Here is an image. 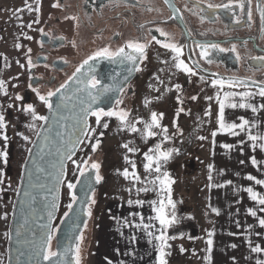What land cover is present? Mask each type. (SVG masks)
<instances>
[{"label": "snow or ice", "instance_id": "1", "mask_svg": "<svg viewBox=\"0 0 264 264\" xmlns=\"http://www.w3.org/2000/svg\"><path fill=\"white\" fill-rule=\"evenodd\" d=\"M248 19L251 21L252 12H251V0H248ZM241 10H244L245 5L240 3L238 5ZM209 8L214 7L209 4ZM215 7H224L230 8L231 5H218ZM257 9L261 11V22L264 23V10L260 9V6L257 5ZM38 23V21H34ZM238 22V21H237ZM31 27V24L28 25ZM163 35V33H161ZM30 38V37H29ZM153 39L156 43L161 44V46L167 50H170L171 53L175 55L172 57V63L168 65L166 70V75L171 74V69L175 68L176 70L182 71L183 73L190 75H197V72L193 67H189L184 60L180 59L182 55V48L175 43H161L159 39L153 36ZM19 47V45H17ZM145 44L140 42L128 41L126 45L118 47L116 50H110L108 47H102L97 50L94 54L90 55L83 61V63L76 68V71L73 73L72 77H69V80H73L77 87L73 90V95L71 97L61 94L57 101L55 102V107L51 100L52 97L57 96L61 92V89H66L67 82L61 84L59 88L54 91H49L47 95H41L37 93L40 101L48 108L50 112H53L54 115H60L67 108V101L74 99L75 103L73 104V109H78L76 113L75 123L72 125V130L65 136L63 132H58L57 136L60 137V147H57L55 150L56 162L51 164L53 173L49 175V179L54 181L53 187L49 189V193L52 195L51 201H47V197L44 199L47 201L46 210L48 220L51 221L53 218V213L56 210V194L59 192V186L64 182L66 176L65 171V161H70L75 167L73 168V182L72 179L67 180L66 187L69 192L70 203L67 205L68 211L64 213V217H69L70 213H73L71 216V222L68 229L65 231V236L63 241L57 239V250H52V242L56 238L55 230L52 229L50 224L41 225V231L33 239L28 241L30 246V259H32L33 264H40V259L47 264H80V247L79 241L82 239L81 234L73 235V233H80V225L83 224L84 227H87V219L81 220V211L83 212L84 217H91L92 210L90 205L96 203L94 199L95 188L94 184L98 185L101 183L103 177L100 175V164L96 161H91V158L78 160L73 159L76 156L77 150L84 151V147H90L92 152L95 153L100 146V139L94 135L97 132L98 128H103L107 130L109 128V121L111 118H115L119 124V130L124 132H129L136 134V137L139 140L147 145L150 139H155L157 142L153 146L147 148V151L142 152V167L145 175H141L137 172V163L132 160L128 155L124 156V161L126 165H130L132 171L129 172V168L125 167L120 174L122 177L130 182V187L126 190L131 193L135 189L137 194L140 193H155L159 197L158 200L145 201L143 199H128L127 204L129 206H140L143 207L145 203L150 206L151 213L148 217V222L145 223V218L142 213L130 212L129 216L132 217L129 220L127 217L124 218V226L138 229L144 232L149 239V244H152L155 250V261L156 264H168L167 257L170 255L171 248L170 241L176 240L178 238H183L184 234L179 232L174 235H170L169 232L172 229L178 228L183 218L179 217L176 213V204L172 199V190L171 185L173 180L169 177L167 171L164 170V166L172 160L175 155L179 154V149L175 147H166V144L169 141H173L177 133L172 132L170 134L168 126L162 124L164 119V112H157L149 108L150 101L145 98L144 107L148 109V116H132L130 110L120 107L123 103L121 99V94L125 92V86L131 74L133 72L141 71L140 63L146 59L145 57ZM200 51V59H205L210 56L209 49H218L220 52L228 51L220 47L218 44H208V45H197ZM235 51V46L231 49ZM261 61H264V57H257ZM98 60H107L113 64H122L125 66V71L127 75L123 77V80H118L116 76H111L109 79L111 83H103L96 75V66L95 63H89L90 61L96 62ZM31 63V61H29ZM211 63V60H208ZM165 63H167L165 61ZM87 66V70H85ZM198 67V66H197ZM161 71H165L161 69ZM119 75V74H117ZM156 79L159 83L164 84V80L157 76ZM201 80L204 79L203 76L200 77ZM213 87L217 85L223 89L225 87V81L223 79H213L211 81ZM243 85L247 87V82L242 80H235L228 84V87H235ZM3 86V82L0 81V87ZM150 87H152L150 85ZM175 89H181L180 84L172 85ZM171 87L168 90H171ZM159 93V89H157ZM250 92H223V97L221 98L220 94L217 93L216 100L218 103V118H217V130H214L211 135L215 138L219 133H226L231 136H239L241 133H244L247 137V141L251 142V148L253 151L259 149L261 152H264V130L261 129V125L255 121H249L244 117H239V123L228 122L226 117V109H251L253 112H256L257 109L248 101L252 97ZM258 95L264 98V87L259 88ZM239 97V100L236 99ZM16 100H21L22 97L17 95ZM157 100L160 99V96L157 95ZM192 100H196V96L191 97ZM206 99L211 100L212 97H206ZM177 101L182 104L183 101L180 99V96H177ZM101 105H104L103 107ZM8 107H13L12 104H9ZM261 108L264 109V105H261ZM18 111H22L25 114L30 115L32 123L28 124L27 127L30 130L35 131L37 128L36 121H47L49 118L43 115H38L36 113L33 105L28 104L26 106H21ZM185 109L180 107L172 121V127L178 129V124L176 118L183 113ZM209 112H206L205 115H209ZM89 117L95 118L96 127H93L89 124ZM105 118H108L107 120ZM64 117L61 115V120ZM55 124L59 127H64L60 120H56ZM5 116L0 114V130L6 128ZM142 126V127H141ZM52 125H49L45 130V133L42 136V143L39 151L36 153V156L40 159H43V154L45 152V145L50 144L51 140L47 133L52 131ZM38 137H41V132H35ZM182 135V132L179 133ZM21 136L23 140L29 141L30 137L24 135L23 133H17ZM104 132H99V137H103ZM0 138L4 139L7 142L8 137L6 134L0 133ZM198 139H205V137L200 136ZM95 140V143H90L89 141ZM246 141L240 140L239 143L243 145ZM7 147V143L5 144ZM127 153L136 155L141 153V148L135 144L134 139H130L127 142L121 145ZM221 147L230 149L233 146L229 144H223ZM29 153L32 152V149L28 150ZM242 151V150H241ZM51 154V153H50ZM0 161L5 165L8 163V152L0 151ZM250 162L253 166H259L258 161L255 156L250 158ZM35 161L33 165L35 166ZM241 164L244 161H240ZM43 170V169H41ZM211 173L212 166H209ZM27 174V187L24 190V195L30 197L32 200H35V196H32L31 189L35 187L32 183V172L26 170V165L21 171V180H24L25 175ZM3 176V173L0 172V177ZM249 181H254L255 185L264 187V180L258 179L251 174H248L245 177ZM211 180V175L209 176ZM3 183V180L0 179V184ZM227 183H231L228 181ZM79 185L80 196H77L74 191ZM140 185V186H137ZM151 185V186H149ZM224 185H217V187H223ZM249 199L257 205V207L249 208L247 210L248 215L253 218H257L258 226L264 228V217H258V213L264 214V194H261L249 186L243 189ZM19 194V189H17ZM79 201L80 204L84 205L82 209H74V205ZM171 209V211H169ZM110 211V210H109ZM214 212H217L216 209H213ZM217 214H219L217 212ZM136 217H139V223H136ZM113 219H115L113 217ZM63 222V218H62ZM239 226V225H237ZM24 227V225H20ZM251 228V226H248ZM17 237L21 235L19 229L16 231ZM211 236L212 233H209ZM257 236H260L261 233H256ZM9 239L11 237L9 236ZM137 242V237L133 236L130 238L129 243ZM250 245V251L252 253H261L264 249L261 248L259 244L251 246V241H248ZM208 251L211 252L213 241L209 239L207 241ZM235 247V245H232ZM181 252H184L185 249L181 246ZM117 252L119 250L117 249ZM131 252H126L125 255H131ZM20 256L25 255L24 252L19 253ZM107 259V258H106ZM235 258L233 257V260ZM107 264H112L111 260L107 261ZM123 264V262H121ZM256 264H264V260L257 259Z\"/></svg>", "mask_w": 264, "mask_h": 264}, {"label": "flooded vegetation", "instance_id": "2", "mask_svg": "<svg viewBox=\"0 0 264 264\" xmlns=\"http://www.w3.org/2000/svg\"><path fill=\"white\" fill-rule=\"evenodd\" d=\"M240 3L245 5L244 10L238 6ZM31 4L33 8L27 10L34 16L30 38L24 39L23 49L19 53V95L22 97L19 103L23 106L34 103L44 105L37 93L46 96L49 91L59 88L88 56L102 47L116 50L128 41L146 46V59L140 63L141 71L131 74L125 92L121 94L123 103L120 107L130 110L132 116H136L140 110L136 96L138 82L143 77L156 79L159 76L164 80V84H161L156 79L161 93L159 100L156 95L154 100L148 99L151 110L166 97L173 104L178 103L177 96L183 98L182 89L186 87L191 91L195 83L211 82L201 80L202 75L196 69L195 76L175 68L171 69L170 75H166L175 54L156 43L153 36L161 43L180 46V59L189 67L192 66L186 53L187 41L194 59L209 73L264 82V61L256 59L264 57V23L261 22V11L257 9L259 5L264 10V0H251V21L248 19V0H31ZM209 4L214 7L209 8ZM226 4L231 7H215ZM28 5L24 4V8ZM198 44H218L228 51L209 49L210 56L202 60ZM233 46L235 51L231 50ZM156 54H160L161 62L154 68ZM89 63H95L96 75L103 83H111V76L123 80L127 75L122 64L107 60ZM177 83L182 86L181 89L171 87ZM141 109L148 113L144 104ZM181 118L178 117L176 122ZM109 125L107 130L98 128L94 133L100 141L103 137H99V132L103 131L105 135L113 125H118V121L111 118ZM91 126L96 127L94 117L91 118ZM91 143H95V140H91ZM98 156L101 153L95 157Z\"/></svg>", "mask_w": 264, "mask_h": 264}, {"label": "crops", "instance_id": "3", "mask_svg": "<svg viewBox=\"0 0 264 264\" xmlns=\"http://www.w3.org/2000/svg\"><path fill=\"white\" fill-rule=\"evenodd\" d=\"M24 1L25 4L29 3V5L25 8L24 4L21 5V10L27 13L32 23L34 16L31 12L28 13L27 10L33 8V5L31 0ZM22 38H29V33L24 34ZM7 45L12 46V51L19 52L17 40L8 42L5 46ZM206 84H211V82H206ZM213 89L214 95L208 101L206 109V112L210 113L207 115L206 123L196 118V113H192L188 119L189 123L181 118L177 123L178 129L169 131L170 134L172 132L177 133L174 139L177 141L176 147L182 150V153L185 151L184 142L188 144L191 142L192 146L197 147L194 154L197 158L199 170L198 179L193 184L194 191L197 194L195 197L196 204L198 203L199 207H197L198 210L196 209L186 217H182L181 212H178V216L183 218L182 223L178 228L170 230L171 233L169 232V234L174 235L182 232L184 236L169 242L171 248L168 250L170 251V255L167 257L168 264L173 249H177L182 242L195 238L198 240L204 239L205 264H256L257 259L264 260V251L259 254L250 251L248 241H251V246L259 244L264 249V228L258 226L257 218L248 215L247 210L257 207V205L249 199L247 193L243 190L251 186L255 191L264 194V187L255 185L254 181L245 178L248 174H251L264 180V152L259 149L253 151L251 142L247 141L244 133L239 136H231L218 132L215 138L211 135L218 128L217 93L220 94L221 98L225 91L252 93L253 95L248 102L256 107V112L251 109L228 108L226 109V117L228 122L234 121L236 123L240 122L239 117H244L249 121L260 124L262 130H264V109L261 108V105H264V98L258 95L259 90L255 88H230L225 85L221 89L217 85ZM236 99L239 100V97H236ZM147 115L145 109L139 110L136 114V116L144 117H147ZM180 132H182V135L179 134ZM183 135H185V140H183ZM200 136L205 137V139H198ZM240 140L246 142L241 145ZM168 143L166 147H168ZM223 144H229L233 147L226 149L221 147ZM144 146L146 145L140 141V147ZM253 156L258 161V167L253 166L250 162V158ZM139 157L143 159L142 155H139ZM179 158L183 159L182 156ZM240 161H244V163L241 164ZM210 165L212 166L211 173L209 170ZM210 175L211 180L209 179ZM228 181H231V183H227ZM217 185L224 186L217 187ZM136 199L150 201L159 198L148 195V198H133V200ZM127 201L126 198L107 197L96 204V210L93 211L89 223L90 231L86 242L85 264H107L108 260H111L112 264H121V262L123 264H156L155 250L152 244L148 242L150 237L138 229L124 226L125 217L129 220L132 219L129 216L130 212L142 213L145 223L148 222V217L154 214L151 213L150 206L147 203L143 207L129 206ZM173 201L176 204L175 210H177L179 200L176 198ZM213 209H216L219 214L214 212ZM258 217H264V214L258 213ZM135 222L139 223V217H136ZM184 225L187 226L184 227ZM249 225L251 228L248 227ZM204 226H207V230L202 229ZM178 229L180 230L176 232ZM209 233H212V235L210 236ZM256 233H261V235L257 236ZM133 236L137 237V242L130 244L129 240ZM209 239L213 241L211 252L208 251L207 241ZM232 245H235V247H232ZM117 249L119 252H117ZM126 252L132 254L125 255Z\"/></svg>", "mask_w": 264, "mask_h": 264}, {"label": "rangeland", "instance_id": "4", "mask_svg": "<svg viewBox=\"0 0 264 264\" xmlns=\"http://www.w3.org/2000/svg\"><path fill=\"white\" fill-rule=\"evenodd\" d=\"M24 2V0H0V81L3 82V86L0 87V114L5 116L7 125L5 129L0 130V133L6 134L8 137L7 142L0 138V151L8 152V163L5 165L0 161V172L3 173V176L0 177V179L3 180V183L0 184V264H7V243L11 212L20 180L21 166L23 165L31 143L37 137L35 132L39 130L43 123V121H36L37 128L35 131L30 130L27 125L33 121L31 120L30 115L18 111L23 105L19 103V100L15 99V97L19 95V90L21 89V85H19L21 67L18 55L21 49H23L24 39L22 36L30 33L33 25L30 22L27 13H24L21 10V5L25 4ZM29 24H31V27L28 26ZM14 40H17L19 52L16 50L12 51L11 45L5 46L8 42L10 43ZM159 57H161L160 54H156V59L153 61L154 68H156L161 62ZM138 85L136 101L137 106H139L140 111H142L141 108L143 107L145 98L152 100L153 97L155 98L157 95H160L161 88L157 85L156 79L153 78L145 79V77H143L138 82ZM150 85L152 87H150ZM192 87L193 86H191V88ZM213 88L212 84L203 83L199 85L198 88L193 87L190 91V94L192 95L189 94L190 96L188 95V98H180L183 101L182 104L179 102L173 104L172 101L166 97L164 98L165 100L161 101L158 105H154L155 107L152 110L157 111L158 113H165L162 124L168 126L169 131L175 130L172 127V121L175 117L176 111L180 107H183L185 111L181 113L179 117H183L187 123H189L188 119L192 113H196V118L200 121L203 120L206 123L207 115H205L204 112L207 111L206 109L209 101L206 97L214 95ZM157 89H159V93L157 92ZM192 96H196L197 99L192 100ZM9 104H12L13 107H8ZM32 105L38 115H46L47 110L44 105H37L35 103ZM17 133H23L24 135L29 136L30 140H23L21 136L17 135ZM183 137V140H185V135H183ZM130 139H134L135 144L140 147V140L136 137V134L120 131L119 124L117 126L113 125L108 133L103 136L100 146L95 153H93L89 147H84V151H78L76 157L73 158L79 162L82 159H88L90 157L91 161H97L101 166L100 175L103 177V183L93 194L96 203L90 205L92 214L93 211L96 210V204L103 198L113 197L118 199H133L136 197L148 198V195L158 197L157 194L152 192L147 194H137L135 189H133L131 193L126 190L130 187V182L125 180L120 172H122L125 167L129 168V172H131L132 169L130 165H126L124 156L128 155L137 163V172L143 177L145 173L142 167V159H140L139 155H142V152L147 151V148L149 147V144L140 147L142 151L136 155L127 153L121 145ZM176 142V139L170 141L168 147L177 148ZM6 143L7 147H5ZM90 143L91 141H89V144ZM183 145L185 151L182 153V150H179V154L175 155L172 160L164 166V170L168 172L169 177L173 180L171 185L172 199L176 200V198H178L179 200V208L175 211L177 214L178 212H181V215H183L182 217H186L199 207V204H196L195 197L197 194L194 191L193 184L198 179L199 165L194 154V151H197V147L192 146L191 142L190 144L184 142ZM97 153H101V156L95 157ZM180 156H182L183 159L179 158ZM74 167L75 166L69 161L67 165V177L62 188L61 206L58 218L68 210L67 205L70 203V197L66 183L69 179H72L73 182H75L72 171ZM186 226L187 225H184V227ZM202 229L207 230V226H204ZM89 231L88 227L82 233L79 253L80 264H85V255L87 252L86 242ZM181 246L185 249L184 252L180 251ZM169 264H205L204 239L198 240L195 238L179 244L177 249H173Z\"/></svg>", "mask_w": 264, "mask_h": 264}, {"label": "water", "instance_id": "5", "mask_svg": "<svg viewBox=\"0 0 264 264\" xmlns=\"http://www.w3.org/2000/svg\"><path fill=\"white\" fill-rule=\"evenodd\" d=\"M185 35L187 39H189V35L186 31ZM186 53L188 60L191 66L199 71V73L204 77V80L213 79H223L225 81V85L230 84L232 81L235 80H242L247 82V87L258 89L260 87H264V82L258 81L252 78H245V77H228L223 75H218L214 73H209L205 70L192 56V52L190 50L189 43L187 41ZM198 66V67H197ZM87 70V68L85 69ZM67 87L66 89H61V92L57 94V96L52 97L51 100L55 107V102L59 98L61 94H65L69 97L73 95V90L77 87L73 80H67ZM206 82V81H205ZM204 82V83H205ZM208 82V81H207ZM65 84V83H64ZM245 87L243 85H239ZM75 103L74 99H70L67 101V108L60 114L54 115L53 112L47 110L46 117L49 119L47 121H43L42 126L39 128L38 132H41V137H36L35 140L31 143L29 149H32V152H27V155L24 159L23 165L21 166V171L26 165V170L32 172V183L35 185L34 188L31 189L32 196H35V200H32L30 197H26L24 195V190L27 187V174L25 175L24 180H20L18 184L19 194L16 193V197L14 199L13 209L11 212V220H10V228L8 233V243H7V264H33L32 259H30V246L28 241L33 240L41 231V225L50 224L52 229L55 230L56 238L52 242V250H57V239L63 241L65 236V231L68 229L69 224L71 222V216L73 213H70L69 217H64V214L58 218V214L60 211L61 206V197H62V188L63 183L59 186V192L56 194V210L53 213V218L51 221L48 220L47 217V210H46V203L47 201H51L52 195L49 193V189L53 187L54 181L49 179V175L54 172L51 167L52 163L56 162V157L54 155L55 150L57 147H60V137L57 136L58 132H63L65 136L72 130V125L75 123L76 120V113L78 109H73V104ZM61 115L64 119L61 120ZM91 118L89 117V124L91 125ZM56 120H60V122L64 125V127H59L55 124ZM49 125H52V131L47 133L51 143L45 145V152L43 154V159H40L36 156V153L39 151L41 143H42V136L45 133V130ZM149 145L152 142H148ZM28 149V150H29ZM79 150H77L76 155ZM51 153V154H50ZM74 156L73 158H75ZM33 161H35V166L33 165ZM69 161H65V171L66 176L64 181L67 177V165ZM43 169V170H41ZM103 181L100 184L95 185V191L100 188ZM77 196H80L79 192V185L77 189L74 190ZM47 197V201L44 199ZM84 205L80 204L79 201L74 205V209H82ZM68 211V210H67ZM81 220L87 219V227H84L83 224L80 225V229L82 232L80 233H73V235L81 234L84 232L86 228L89 227V223L91 217H84L83 212L81 211ZM63 218V222H62ZM20 225H24V227H20ZM19 229L21 235L17 237L16 231ZM9 236L11 239H9ZM81 241V240H80ZM79 241V247H80ZM24 252L25 255L20 256V252ZM40 264H47L44 262L42 258L40 259Z\"/></svg>", "mask_w": 264, "mask_h": 264}, {"label": "trees", "instance_id": "6", "mask_svg": "<svg viewBox=\"0 0 264 264\" xmlns=\"http://www.w3.org/2000/svg\"><path fill=\"white\" fill-rule=\"evenodd\" d=\"M196 88H198L199 87V83H195V85H194ZM227 86V85H226ZM235 87H242V86H235ZM184 90V93H183V98H188L190 95H192V94H190V89L188 88V87H186L185 89H182V91ZM182 91H180V92H182ZM190 94V95H189ZM189 95V96H188ZM180 229H178L176 232H178ZM173 231H175V230H173ZM171 233V232H170Z\"/></svg>", "mask_w": 264, "mask_h": 264}, {"label": "built area", "instance_id": "7", "mask_svg": "<svg viewBox=\"0 0 264 264\" xmlns=\"http://www.w3.org/2000/svg\"><path fill=\"white\" fill-rule=\"evenodd\" d=\"M156 142H157V141H156V140H154V141H153V143L151 144V146H153V145H154V143H156Z\"/></svg>", "mask_w": 264, "mask_h": 264}]
</instances>
